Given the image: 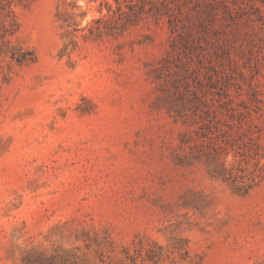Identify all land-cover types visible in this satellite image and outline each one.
<instances>
[{"label":"rangeland","instance_id":"obj_1","mask_svg":"<svg viewBox=\"0 0 264 264\" xmlns=\"http://www.w3.org/2000/svg\"><path fill=\"white\" fill-rule=\"evenodd\" d=\"M232 1L203 44L219 57L159 78L183 45L166 19L122 31L97 22L116 0H0V264H264V0ZM178 78L250 112L253 157L223 155L247 194L177 162Z\"/></svg>","mask_w":264,"mask_h":264},{"label":"trees","instance_id":"obj_2","mask_svg":"<svg viewBox=\"0 0 264 264\" xmlns=\"http://www.w3.org/2000/svg\"><path fill=\"white\" fill-rule=\"evenodd\" d=\"M116 2L115 8L108 6V16L99 19L98 23L103 22L108 26L115 24L125 31L143 18H153L156 23L166 19L171 31H177L179 28L183 30L184 33L181 35L183 45L174 48L175 61L172 63L165 61L159 78L166 76V73L172 74L171 76L178 73L171 72L173 63L181 72L190 70L197 72L193 64L195 56L200 63L204 58L211 63L219 54L216 51L205 52L203 44L210 46L215 45V41L220 42L223 20L227 21V17H232L237 11L236 7L232 8L230 5V3L237 5L232 0H116ZM183 56L191 62L189 66L183 62ZM214 70L213 66L207 68L206 77L210 83L217 81L212 74ZM182 87L183 90H180ZM170 90L182 106L180 110H174L176 118L194 128L181 136L177 162L183 166L203 164L211 178L226 183L234 192L247 194L253 188V178L248 179L251 182H247L245 176L238 175L239 168L227 167L223 155L233 150L238 156L253 157V131L247 126L250 112L235 108L230 99L223 101L225 98L221 96L218 99L215 96L208 98L199 88L191 91L189 81L182 83L179 78L172 81ZM171 109H175L174 103ZM236 143L247 149L237 152L234 147ZM241 162L239 161V165Z\"/></svg>","mask_w":264,"mask_h":264}]
</instances>
